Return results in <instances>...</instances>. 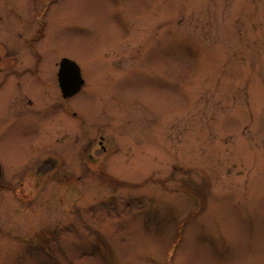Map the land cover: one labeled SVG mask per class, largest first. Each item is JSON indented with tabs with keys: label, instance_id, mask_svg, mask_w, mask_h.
I'll list each match as a JSON object with an SVG mask.
<instances>
[{
	"label": "rangeland",
	"instance_id": "374dc122",
	"mask_svg": "<svg viewBox=\"0 0 264 264\" xmlns=\"http://www.w3.org/2000/svg\"><path fill=\"white\" fill-rule=\"evenodd\" d=\"M0 57V264H264V0H0Z\"/></svg>",
	"mask_w": 264,
	"mask_h": 264
},
{
	"label": "flooded vegetation",
	"instance_id": "af4514ba",
	"mask_svg": "<svg viewBox=\"0 0 264 264\" xmlns=\"http://www.w3.org/2000/svg\"><path fill=\"white\" fill-rule=\"evenodd\" d=\"M51 4H52V2H49L48 4H46L47 6H45V7H50ZM45 10H47V8H46ZM43 11H44V10H43ZM43 11H42V12H43ZM42 12H41L39 18H38L37 21H36V23H37L38 25H40L41 27L46 26V24H47V21H46L45 16H44L46 11H45L44 13H42ZM21 18H22V21L24 22V24H25V23L28 24V21L25 20L24 17L21 16ZM39 30L42 31V28H39ZM39 30H38V31H39ZM23 34H24L23 31H20V32H19V35H20V36H22ZM35 35H36V34H35ZM38 39H39V38H38ZM38 39H36V43H37ZM27 46L30 47V49H31V53L34 55V59H35V60H34V64H33V65H31V66L29 65L28 67L25 68L24 72L21 73V75H22V74H24V75L21 76V77H19V80H23V78H26V79L30 78V79H31V77H30L29 75L26 76L27 74H25V73H31V72H32V73L34 74V76H37V75H40L41 72H42L40 66H41V63H42L43 56H42L41 52H39V50L36 51V48H37V47L35 46V42H34V38H33V37H31L30 39L27 40ZM37 49H38V48H37ZM62 58H63V57L59 58L60 60H59V59L56 60V62H55V64H54V65H58V66H57V70H56V71H57L56 81H57L59 87H60V82H59V78H58V71H59V68H60V61H61ZM0 59H1V57H0ZM7 69H9L8 66H1V65H0V72H4V71H6ZM32 79H33V80H36L35 77H33ZM2 81H4V78L2 79ZM2 81L0 82V85H1ZM60 90H61V88H60ZM61 92H62V91H61ZM73 96H75V95H73ZM71 97H72V96H71ZM71 97H70V98H71ZM1 180H2V177L0 176V182H1Z\"/></svg>",
	"mask_w": 264,
	"mask_h": 264
},
{
	"label": "water",
	"instance_id": "95a60500",
	"mask_svg": "<svg viewBox=\"0 0 264 264\" xmlns=\"http://www.w3.org/2000/svg\"><path fill=\"white\" fill-rule=\"evenodd\" d=\"M58 76L65 97L77 93L84 83L80 66L76 61L67 57L61 61Z\"/></svg>",
	"mask_w": 264,
	"mask_h": 264
},
{
	"label": "bare ground",
	"instance_id": "6f19581e",
	"mask_svg": "<svg viewBox=\"0 0 264 264\" xmlns=\"http://www.w3.org/2000/svg\"><path fill=\"white\" fill-rule=\"evenodd\" d=\"M82 89H83V87H82ZM82 89L80 90V91H82ZM79 93V92H78ZM77 93V94H78ZM77 94H75V95H77ZM2 95V94H1ZM3 96V95H2ZM207 199V198H206ZM206 199H205V201H204V203L202 204V207L206 204Z\"/></svg>",
	"mask_w": 264,
	"mask_h": 264
}]
</instances>
